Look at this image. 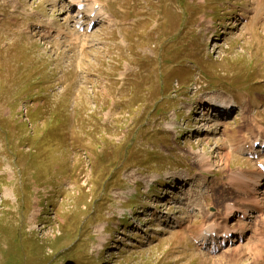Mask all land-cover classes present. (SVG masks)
Instances as JSON below:
<instances>
[{"label":"rangeland","instance_id":"1","mask_svg":"<svg viewBox=\"0 0 264 264\" xmlns=\"http://www.w3.org/2000/svg\"><path fill=\"white\" fill-rule=\"evenodd\" d=\"M97 1L83 32L70 0H0V264H264V0ZM213 93L223 125L191 115ZM227 203L244 238L209 252Z\"/></svg>","mask_w":264,"mask_h":264},{"label":"bare ground","instance_id":"2","mask_svg":"<svg viewBox=\"0 0 264 264\" xmlns=\"http://www.w3.org/2000/svg\"><path fill=\"white\" fill-rule=\"evenodd\" d=\"M70 1L73 2V4L77 6V10H78V17H75L76 15H73L74 16L73 21L75 22L76 27L79 28V29H82L83 32H87V30L89 29L90 25L92 23H95V21H97L98 19H101L102 21L106 20V21H109V22L113 21V19L110 18V16L108 15V13L106 11V6L107 5L104 2L101 3V2H99L97 0H91V1L90 0H70ZM58 2H60V0H55L54 5L57 6ZM85 13H86V16H88V19H90L92 21L89 20L90 22L89 21L85 22V23L83 22V19H84L83 15ZM50 22H51V20L49 19L46 22H43V26L40 25L41 27H43L42 34L51 36L50 32H55L56 36H54V37L58 38L60 34L65 33L67 31L64 27L60 26V24H58V25L54 24V26L56 28L51 29V31L49 32L48 31L49 30V26H47V23H50ZM84 24H87L86 25L87 27H84ZM45 25H46V30H45ZM51 25H53V23ZM47 27H48V29H47ZM206 99H207L206 101H208V103L210 105H214V106H216L218 108L216 110L217 114H218V110H219V112H222L223 110L227 111L228 109H230L234 105V100L230 97V95L213 93V94L209 95ZM206 112H208V111H207L206 108H204V113H206ZM217 114L215 115V118L213 120L208 119L209 120L208 121L205 118V120H207V121H205V124L209 123L210 121H215L218 125H223L224 124L223 120H224L225 116L219 117V116H221L222 113H220L219 116H217ZM256 140H260L261 142H263L264 141V136H259L255 140H252L251 150H248V151H245V152H247L249 154H252L253 156H256L257 152L258 153L262 152V149L260 148V146L258 148H256L253 145V143ZM261 142H260V144L264 143V142L263 143H261ZM200 153H198V154L200 156H203ZM260 164L261 165L263 164L262 161L260 162ZM254 172H256V171H254ZM263 175H264L263 171L260 170L258 172V177L255 178L253 186L250 189V191H252L253 194H256V195L257 194H259V195L260 194H264ZM186 176H187V174L183 175V177H186ZM236 176H237L236 178L238 180L240 179L244 183L247 182L246 181V176H245V179H244V175H240L239 173ZM150 181H153V180L150 179ZM246 200H248V199H246ZM204 201H205V198L203 196H201L200 194L199 195H195L188 202V206L192 207L193 210L194 209H198V210L202 211L204 208H206V204H205ZM255 202L257 203V201H255ZM226 206H227V208H226L227 210H226V213H225L224 216H223L224 213L221 215V213L219 211H217L215 213L214 212H211V213L209 212V214H207V215L205 214L204 215L205 219H206V217L209 216L211 221L207 219L208 221H210V223L204 222V225H203V227H202V229L200 231V236L199 237L202 240L200 244L202 246H205L206 248H208L209 252L217 251V250L221 249L222 247L230 246V244H233L234 241L238 240L237 237L235 238V236L232 239H227L226 238L232 232L235 233V234H239L240 233L239 234L240 235V239L244 238V236H243L244 235L243 234L244 228L243 227H239L238 226L237 228H235V227H232V226L229 225V221H230L231 217L234 216V214L236 212H240V208L241 207L239 208L238 206H235L233 203L232 204L231 203H227ZM38 212H39V209H36L35 210V215H37ZM250 215H251L250 211L247 208H244L243 211H242V217L246 218V217H248ZM263 238L264 237H262L261 239H263ZM262 246H264V245H262ZM233 248H235V247L233 246Z\"/></svg>","mask_w":264,"mask_h":264}]
</instances>
